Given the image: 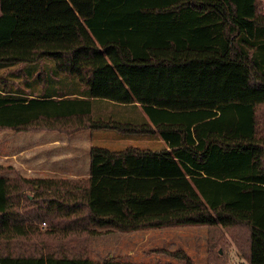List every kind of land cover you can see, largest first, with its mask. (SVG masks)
Returning <instances> with one entry per match:
<instances>
[{"label":"trees","instance_id":"obj_1","mask_svg":"<svg viewBox=\"0 0 264 264\" xmlns=\"http://www.w3.org/2000/svg\"><path fill=\"white\" fill-rule=\"evenodd\" d=\"M0 8V130L157 135L169 147L93 146L85 180L0 166L15 171L0 176V264H151L94 260L92 239L192 225L208 228L205 264H232L212 249L226 234L237 264H264V0ZM149 254L199 264L183 248Z\"/></svg>","mask_w":264,"mask_h":264},{"label":"rangeland","instance_id":"obj_2","mask_svg":"<svg viewBox=\"0 0 264 264\" xmlns=\"http://www.w3.org/2000/svg\"><path fill=\"white\" fill-rule=\"evenodd\" d=\"M95 131H86L82 135L68 136L58 132H40V133H15L10 130H0V166L10 167L12 162L11 157L15 156L19 151L25 148L32 147V141H35L37 158L43 159L52 154V147L49 146V139L52 134L65 138L70 142H75L93 134ZM26 143V144H25ZM25 144V145H24ZM98 145V143H94ZM34 147V146H33ZM50 151V152H49ZM9 158V159H8ZM39 167L38 164H36ZM43 167L52 166L51 161L42 163ZM23 171V170H21ZM7 176L14 177L15 171H3ZM48 225L41 224V230L46 231ZM103 233L94 236L92 239L90 256L94 260H104L111 257H125L131 261L139 263H172L168 257L159 254H149L153 249H185L199 264H205L208 260L210 250L209 231L204 225L192 226H175L167 228H154L148 230L131 231L130 238H125L123 241V249L117 248L120 243L119 234L123 232ZM41 238H46L41 237ZM225 241L214 245L212 248L215 252L220 251V254L225 258L228 257V262L237 264L245 262V259L240 255L238 243L225 235ZM57 244L56 240L52 241ZM129 245V246H128ZM128 248L133 250L131 256H128ZM225 251H223V249Z\"/></svg>","mask_w":264,"mask_h":264},{"label":"crops","instance_id":"obj_3","mask_svg":"<svg viewBox=\"0 0 264 264\" xmlns=\"http://www.w3.org/2000/svg\"><path fill=\"white\" fill-rule=\"evenodd\" d=\"M112 107L114 106H110V108ZM116 107L122 116H133L128 112L130 106L120 105ZM106 111H108V109ZM86 131H82L71 136L82 135V133ZM48 142L49 146L52 147V154L49 155L48 153V156L43 159L37 158V154L35 153L37 145L34 144L35 141H32V145L34 147L32 146L25 148L24 146L23 150L11 157L12 162L9 164V166L27 178H52L71 181L85 180L90 176L91 149L93 146L105 147L114 151L123 150L128 147H136L141 149L149 148L154 151H161L169 148L167 143L157 135L126 136L114 131L101 130L95 131V133L89 134L87 137L75 142H70L65 138H61L59 136H55V134H52V138H50ZM94 143H98V145ZM46 161H51L52 166L43 167L42 163ZM36 164H38L39 167H37ZM0 176L11 177L5 174H1ZM130 235L131 234L128 232L119 234L118 236L120 243L118 244L117 248L123 249V241L125 238H130ZM131 253H133V250L128 248V256H131Z\"/></svg>","mask_w":264,"mask_h":264}]
</instances>
